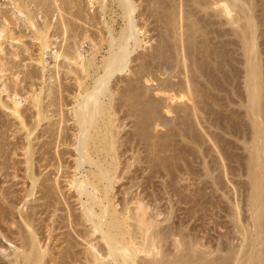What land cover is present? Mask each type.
Segmentation results:
<instances>
[{"label": "rangeland", "instance_id": "obj_1", "mask_svg": "<svg viewBox=\"0 0 264 264\" xmlns=\"http://www.w3.org/2000/svg\"><path fill=\"white\" fill-rule=\"evenodd\" d=\"M62 1L63 2H61V0H58V7L62 6L61 8L60 7L59 8H60V11H62L64 13L58 11V9L56 7L57 5L56 4L53 5V3H54L53 0H52V2H51V0H46L45 2L47 4L44 2V0H41V1L40 0H37V1L34 0V2H36V5H33V7H32L33 11H34L33 18H34V23H35L36 27L38 29H41V30L47 24L51 25V27H52V29L50 30V35L52 37L51 41L55 45H53L50 50L45 52V55L43 57V60H44V63H45V65H44L45 68H43V66H40V64L37 61L40 58V56H41L40 55L41 54L40 42L37 39L38 33L35 31L34 28H32L30 26L28 27L27 24H24L25 23L24 21L17 20L15 18H13L12 15L11 16L9 15L11 13V10L13 9V6L11 5L12 3H11L10 0H0V8H2L4 13L5 12L8 13L7 11H10L7 14L8 16L6 15V18L10 22V25L8 27V30H9L8 34H11L12 39H15V40H11V39L10 40H5V41L2 42L3 43L4 52L0 55V58H2L1 60L4 63L3 64L4 65L3 66V70H5V71H4L3 74L0 73V76H1L0 77V92H2V94L0 93V97H1V99L4 102H6L9 105H12L14 100L19 101L21 103V105H22V107H21L22 113L26 116V118L30 121V124H31V123H34V119L35 118H33V117H35V114L37 113V111L36 112L34 111L35 108H33L34 107L33 104H32L33 97H34V95L39 94V92H40L42 102L44 103V104H42V107L44 105V109L43 110L44 111H48L49 112L48 115L50 117H53V118H51V120L53 122L45 123V125L43 124L44 127H42V130H41L43 132V134L45 132L44 130L48 129V128L49 129L52 128L53 130L51 129V131H53V132L56 131L57 132L60 128L67 127L69 129V131H68L69 134L72 135L73 133H75V130H76V128L73 127L74 125H73V120H72L73 117H74V114H72L73 113L72 111H73L74 106H76V101H75L74 97H76L78 94H80V92L82 94H85L86 92L90 91L92 89V87L94 86L96 79H98L101 75H103L104 70H102L103 67L101 65H103V60H104L103 58L108 56L107 52L110 49L109 48V43H107L108 42L107 40H110V38H111L110 35H108V34H110L108 31L111 30L112 35L115 38L118 39V37H120V34H121L123 28H125L124 27L125 26V21L122 18V15H121L122 11L119 8L118 4L116 2H114V1L112 2V0H109L108 1L109 3L108 2L104 3L102 0H100V1L97 0V1H95V4H94L95 8L89 5V2H88L89 0H86V1L85 0H83V1L82 0H75V1L73 0L72 4L70 3L71 0H67V1H69L68 3L65 0H62ZM254 1L256 2L255 3V5L257 6L256 9L258 10L256 12H254L255 18H257V19H255L256 20V24L258 25V26L256 25V27H259V28H257V30H255L256 27L254 28V31H256V33H255L256 35L254 36V39H256L255 42L257 41L256 45L257 44L258 45H257V49H256L257 52L255 53V55H253V57L255 56L253 59H255L256 61L253 60V62L254 63L255 62L258 63L259 65L261 64V66H262V65H264V22H263L264 21L263 20L264 19V15H263L264 14V7H263L264 6V0L263 1L262 0H260V1L259 0L258 1L254 0ZM37 2L40 5H38ZM65 2L67 3V5H65ZM134 2L138 6V11H137V14H136L137 24L139 26L142 25L141 28H143V30L145 29L144 31L146 32L145 36H141V39L144 41V43L145 42L146 43L145 44L143 43L142 46L140 48H138L133 53L132 58H131V62L129 64L130 70L127 73H124L122 75H117L112 81V83H114V84L111 83V85H110V89H112L111 92L107 95V97L102 98V100L104 101V104L106 103L105 105H109L108 103L110 102V105L112 104L115 107V104H117V106H116V109L118 107V109L116 110V112H117L116 113L117 114V117H116L117 124L120 123L119 126L120 125L122 126L121 127L120 137H123L125 135L126 139L129 138L130 143L134 142V144L136 146L132 145L133 148L134 147L135 148L138 147L141 150L140 151L137 148L135 151L136 152L138 151L139 153L141 152L142 154L138 153L140 155V157L141 158L142 157H144V158L146 157V159H147V161H146V159L144 160V158L143 159L140 158L143 161V163H144V165L140 163L144 171H142V168H140L141 173L138 172L139 175H136V174H138L137 171H139V166H140V165L136 164V166H138V167L134 166L135 168H133L131 170V173H133V174L136 173V174H134V177H132V179L133 178L134 179L133 180L130 179V178L128 179L129 181L132 180V183H130L131 181L129 182L128 180H125L124 184L126 186H123V187L125 189V188H127L128 186H130V185H132L134 183L137 185V186H134L136 188H134L133 185L131 186V190L133 192H131V196H129V197H132V193H133V196H135L134 194H138L140 191H142V189L146 188L145 190H147V193H146L145 190H144L145 192L143 191V193L150 194V196H147V197L152 199V200H150V199L149 200L152 202L153 211L157 212L159 210V212L163 214V216L161 215V217L159 218V221L163 222L162 227H166V225L168 226V224L170 225V222L172 221L174 225H176V224L178 226L182 225V227H184L185 230H190L192 232H195L193 234L194 235L198 234L197 237L199 239H201L204 236V238H205L204 242L206 241V242L210 243V241H212L211 242L212 243L211 246L214 245V247H217L219 240H220V242H222V236H224L223 237V243L225 242L224 245L227 244L228 242H229L228 244H231L230 242L232 241V238L235 237L234 236V224L232 223L233 221L231 220L232 219L231 215L235 211V204L240 206L239 207V211H240L239 214H240V217L242 216L241 220L251 221L250 220L251 219V214H249V211L247 210L248 209L247 203H248L250 189H251L250 188L251 186L248 183V181H250V179L248 177V173H249V168H248L249 163L248 162H249V157H250L249 154H250V152L248 151L247 147L252 142L253 129L251 128L252 126H251V122H250L249 118L246 119V117H248V113H246L247 112L246 106H248V100H249L248 96L249 95H248V90H246L247 89V79H246L247 78V70L246 69L248 68V64H247L248 60L246 58H248V57H247L246 52L244 50L245 49V44H243V42H242V35H244V34L241 31V29H238L237 27L229 25L225 18L221 19L220 16H217L218 14H216L217 12L215 10L211 9V10H205V12H202V11H204L202 5L205 4V3L207 4V1H205V0L203 2H202V0H175V1L174 0H134ZM193 2H195V3H193ZM208 2L210 3V2H212V0H208ZM259 2H261V3H259ZM196 3L201 5L202 10H201L200 5H197ZM178 4H180L179 6H180V8L182 10L184 9L183 12L185 11V13L182 12L183 14H187L188 15L189 13H191L189 15V17H191V18H189L188 16L187 17L184 16V18H186V20L184 19L185 22H183V23L180 22L182 14L180 15L178 13L181 10V9L178 10V8H179ZM76 5H78V6H76ZM104 5H105V8L103 10L102 7ZM173 5H175L174 7L176 8V11H175V8L173 7ZM63 6H64V8H63ZM40 7H41V9H40ZM35 9H36V11H38L39 9L40 10L38 12H36ZM61 9H63V10H61ZM64 9H65V11H64ZM171 9H174V11L177 13V16L178 15L180 16V17L178 16V18H179V23H180L179 25L181 27H180V29L177 30V33H178V35L176 34L177 37L173 36L174 35V30H170L169 29V27L172 26V25L168 24V22L171 21V18L173 19V17L171 16V14H172ZM239 10L240 9H238V13L237 14L238 15L240 14L239 16L241 17V15H243V14L240 13L242 11L239 12ZM246 10H247V8H246ZM45 12H48L49 14L45 13ZM79 12H80V14H78ZM151 12H152V14H151ZM170 12H171V14H170ZM60 13H61V15H60ZM75 13H77V14H75ZM164 13H166V14L164 15ZM205 14H206V16H205ZM258 15H259V17H258ZM62 16H65V18L64 17L62 18ZM97 16H99V17H97ZM203 17L206 18V19H204ZM236 17H237V15H236ZM240 17H237V18H240ZM243 17H241V18H243ZM178 18H177V22H178ZM188 18L191 19V20L188 21L189 20ZM168 19H170V20H168ZM196 19H197V21H196ZM201 19L202 20L204 19L205 21L204 20L202 21ZM61 21H63V22H61ZM96 21H98V22H96ZM192 21H194V22H192ZM200 21L202 23L204 22V24H202ZM221 21H223L224 23L221 22ZM245 21H246L245 19H244V21L243 20L240 21L241 25L245 26L244 25ZM66 22H67V24H65ZM190 22H191V24L192 23L194 24V23L198 22V24L201 25V26H198L199 28L197 27L198 30L200 29V31H201V28H204L203 25H205L206 28L208 27V25H210L207 29L204 28V30H203L204 32L198 31V33H197L198 34L197 35V37H198L197 45L195 47L188 42L189 36H191V34L193 33V29H192V25L193 24L191 25ZM101 23L103 25H101ZM207 23H208V25H207ZM187 24H188V26H191V28H189L187 26ZM54 26H55V28H54ZM183 26H185L184 27L185 29L182 28ZM232 27H234V29ZM65 28L70 30V32H68V30H67V33H65L66 32ZM165 28H167V29L165 30ZM14 29H16V30H14ZM71 29L73 31H71ZM187 29L188 30L191 29L192 31H190V30L188 31ZM57 30H60V31L57 32ZM185 30L187 31V33L184 32ZM165 31H167V32H165ZM245 31H248V30H245ZM11 32H13V33H11ZM92 32H94V33H92ZM180 32H181L182 35H179ZM234 32H235V34H234ZM236 32L239 33V34H237ZM86 33L90 37V40L92 39V40H94V42L96 41L95 43H97V44H99L101 42V40H102V38L104 36L105 39L103 38V40H106V42L104 41V42H101L99 44L100 48H98L97 52L93 51V44H91L92 41L84 40L85 35H87ZM52 34H53V36H52ZM82 36H84V37H82ZM93 37H95V38L93 39ZM173 37H174V39H173ZM78 38H80V40ZM99 38H100V40H99ZM72 40H74V41H72ZM161 41H162V43H161ZM183 41H184L186 46L184 45V43H182ZM178 42H180V43H178ZM76 43H78V44H76ZM82 43L84 45H81ZM172 43L173 44L175 43L174 45L177 44L178 46L174 47ZM79 44L81 45L80 46V51L87 58L89 56L90 57L93 56V54H96L95 60H94L95 61L94 66H92V68L89 67L87 72H84V75H83V72L80 71V69L76 68V66L68 65V62L65 59H63V57H61V58H59L57 60L55 58V52L64 53L66 51V53L70 54V51H73L74 49L76 50V47H78ZM163 44H164V46H163ZM166 45H167V47H165ZM182 45H183V47H181ZM70 46H72V47L70 48ZM179 46L181 47L182 52H181V49H180ZM176 47L179 50H177ZM67 50H68V52H67ZM179 52H180L181 55L185 54L184 56L188 60H185L186 58L184 56L179 55ZM66 53H64V54H66ZM14 54H15V56H14ZM149 54H151V55L149 56ZM170 54H171V56H170ZM187 54L189 55L190 59H189ZM190 54H191V56H190ZM12 56H14V57H12ZM143 56H144L145 59L143 58ZM177 56L185 58L184 59L185 60V65L183 63H181V64L179 63L180 65H178L177 62H178V58L179 57L177 58ZM256 56H257V58H256ZM149 57H151L153 60L151 58H149ZM193 57L196 58V59H193V60H196L197 63H198V66L202 68V71L200 73L198 72V69L193 67V65H192L193 64L192 63L193 60H191V58H193ZM203 57H204V59H203ZM154 59L155 60L157 59L158 61L157 60L155 61ZM167 59H170V61L167 60ZM151 61H152V63H151ZM174 61H175V63L178 66L177 68H176V64L174 63ZM186 61H189V62L186 63ZM169 62H171V63H169ZM145 63H146L147 66L144 65L145 66V69H144V72H143L144 74L142 72H141V74H139L141 69H142L143 64H145ZM154 63H155V65H154ZM182 64H183V66H182ZM13 65H14V68H12ZM185 66L186 67L188 66L187 70L189 72L186 70ZM69 67H71V68H69ZM225 67H227V68H225ZM245 67H246V69H245ZM263 67L264 66H262L261 70L262 69L264 70ZM11 68H12V70H11ZM64 68L67 69V70H65ZM41 69H43V70H41ZM71 69L72 70L75 69L74 74L69 73V70H71ZM77 70H79V71H77ZM152 70H153V72H152ZM176 70H177V73H175ZM216 70H217L218 74L216 73ZM31 71H34V72H31ZM76 73L79 74L80 76H78ZM192 73H195V75L192 74ZM198 73H199V75H198ZM39 74H40V76H39ZM138 74L140 76H142V77L139 76L140 77L139 80H137V78H136V77H138ZM183 74L184 75L187 74L186 75L187 77L183 76ZM147 75H148L147 79H151V80L154 79L155 81L157 80L156 82L154 81L153 83H151L152 84L151 85L152 88H158V89L163 90V91L165 90V93H169V94L172 92L171 93L172 95H178L179 97L180 96H184L186 94L185 90L184 91L181 90V83H183V80L186 81V79L188 78V80H191L192 84L191 83L190 84L193 85V86L195 85L194 87L196 88V91H195L194 87H193V89L191 88L193 91L188 92L189 96H190V94H192V97H193L194 93H192V92H195L196 93V97L195 96H194L195 98L193 97L195 99V101L197 100V98L200 100L199 102L202 101V103L200 105L201 110H200V112L198 110L197 113H196L198 115L196 116V114H194L195 116L194 115L192 116V113H191V115L188 118H185V120H184L185 116L183 114L180 115L178 113L177 114L173 113L171 115V117H165V115H164V117H165L164 119L161 116L159 117V115H158L157 119L159 121H162V122L159 123L161 126L158 127L157 130L154 129V124H153L154 122H151L152 120L149 119V121H150L149 123L153 124V126H151V124L148 126V123L146 124V126L148 127V129L151 126L150 129L153 128L154 130L146 129L145 131L147 132V134L150 133V135L152 136V139L154 138V135L157 137V139L155 137V139H154L155 141L151 139L152 142H151V140H149V138L151 137L149 134H148L149 136L146 137L147 139L144 142H142L141 137H139L140 141L136 140V138H137L136 136L137 135L140 136V133L142 132L141 131L142 129H140L141 128L140 127L141 120L146 121V119L150 116L149 113L144 114L145 112H148L147 109H145V106L143 104L138 106L136 109H134V107L132 105L131 108L133 107V109H129L130 105L132 103L137 102V99H135L136 101H133L132 103H130L132 99L129 100L130 101L129 103L127 102L129 97H131V98L133 97L134 98L135 96H133V95H136V91L135 92H131V90L129 91V89H131L132 85L136 82V80H137L136 83H139V84H137V86L139 85L138 89L140 88L137 92H141V91H143L145 89L146 85H144V83H145V79H146ZM149 75H151V76H149ZM263 75H264V71H263ZM78 78L82 81V85L81 86H79V84L77 83V79ZM82 78L84 80H82ZM171 79L172 80L174 79L175 81L174 80L171 81ZM230 79H232V80H230ZM131 80L134 83L131 84V82H132ZM140 80H142V81L140 82ZM178 80H179V82H178ZM194 82H195V84H194ZM165 83H167V84H165ZM83 84H84V86H83ZM170 84H172V85H170ZM178 84H180V85H178ZM129 85L131 87H129ZM6 87L8 88V91L7 92H3V90ZM67 87H69L68 90H67ZM122 87L125 90H123ZM142 87H143V90H142ZM172 88L175 89V90H173ZM200 89L202 91V94H201ZM180 90L183 91L184 93L182 94ZM198 90L200 91L199 93H198ZM62 91H64V92H62ZM246 91H247V93H246ZM16 93H17V95H16ZM75 93H76V95H75ZM111 93L113 95H111ZM173 93H175V94H173ZM197 93H198V95H197ZM114 94H116V95H114ZM118 95H119V97H118ZM112 96L113 97L115 96L116 98L115 97L113 98ZM62 97H64V98L62 99ZM125 97H126V99H125ZM115 99H116V101H115ZM162 99H164V98H162ZM183 100H187V99L184 98ZM51 101L54 102V103H52ZM60 101H62V102H60ZM64 101H66V102H64ZM243 101H244V103H243ZM45 102H46V104H45ZM49 102H51V103H49ZM196 102H198V101H196ZM203 102H205L206 104L203 103ZM61 105H62V107H61ZM142 105L144 107H142ZM243 105L246 108V111H245V108L243 107ZM204 106H205V108H204ZM127 109H128V111H127ZM206 109H208V110H206ZM137 110H140L142 114L139 113V111L137 113ZM214 112H215V114H214ZM245 113H246V115H245ZM63 116H64V118L62 119ZM12 117L13 116L10 115V112L8 110L3 109L0 106V141H1L0 143L4 144L5 146L7 144V146H6L7 150H6V147L4 145L0 144V146L2 145L3 149L8 151V153H7L8 156H5V158L0 153V163L1 164L2 163L9 164V165L11 164V166H13L12 164L15 163L14 164L15 166H17L18 168L23 170L24 164H22V162L24 161L25 157L23 156L24 153L21 152L22 151L21 147L24 144H27L26 143L27 141L25 140L26 139V136H25V134H26L25 131L26 130L25 131L23 130V132H22L21 127L20 126L18 127L19 122L15 118H12ZM168 118H170V119H168ZM190 118H191V120H190ZM65 120H67V121L69 120V122H67ZM166 120H168V121L170 120V121L168 122ZM29 121H28V123H29ZM63 121L67 122V123L65 124V123H63ZM143 121H142V125L143 124L145 125V123L148 121V119H147V121L145 123H143ZM60 122H61V124H60ZM230 122H232V123H230ZM2 124H4V126H2ZM66 125H68L69 127L66 126ZM58 127H59V129H58ZM249 128H251V129H249ZM179 129H181V131ZM250 130H251V132H250ZM190 131L191 132L193 131V132L191 133ZM78 132L79 131L77 130L76 134H78ZM193 133H194V135H193ZM189 134H191V135H189ZM239 135H240V138H239ZM1 136L3 137V139L1 138ZM163 136L164 137L166 136L165 139L166 138L167 139L165 140ZM183 136L185 137L186 140L183 138ZM159 137H161V138L159 139ZM162 137H163V140H162L161 143L160 142L159 143H160L161 147L163 145V147H165V148H163V147L162 148H158L157 146H156L157 148L155 147L156 149L152 148L154 143H156V142L158 143V141H156V140H158V139L161 140ZM3 140H4V142L6 144L3 142ZM44 140L47 143L52 141V139H49V138L48 139L45 138ZM131 140H133V141H131ZM148 140L151 143L147 142ZM188 140H190V142ZM200 140H201V142H200ZM165 141H169L170 143L169 142L165 143ZM139 142H140V144H139ZM34 143L36 144L37 142H34ZM147 143L150 144L149 146H151L152 144L153 145L151 147H149ZM159 143L157 145H159ZM162 143H164L165 145L162 144ZM11 146H13V148ZM40 146L41 145H38V147L36 149H39ZM49 146L50 145H48V148H49ZM51 146H53V147H51ZM51 146H50L51 150L49 149L50 150L49 152L51 153L50 154L51 156L54 155V157H55L56 156V153H55L56 151L63 150V147H60V149L58 147L56 148L55 143L51 144ZM1 147H0V149H1ZM130 147L131 146L128 145V148H130ZM166 147L168 148V150L170 149L171 152H168ZM183 147H184V149H183ZM10 148H11V150H10ZM46 148H47V146H46ZM14 149L17 150L15 152L16 155H14L12 153V152H14ZM152 149H155V150H152ZM162 149H164V151ZM165 149H166V151H165ZM244 149H245V151H244ZM151 150L154 151V152H152ZM155 151H156V153H155ZM160 151H162V152L161 153H157V152H160ZM131 152L132 151H130L129 156H132L133 152L132 153ZM154 153L159 155V156H160V154L162 155V153H165L166 155L164 156V158H165L166 161L163 159L165 162L162 161L161 162L162 165H161L160 164V161H161L160 159L163 156L162 157L160 156L161 157L160 158L157 155H153V158H152L151 155L154 154ZM147 154H149V155H147ZM148 157L151 158L150 161L148 160L149 159ZM221 157H222V159H221ZM154 158L156 159V161H155ZM158 158H159L160 161L158 160ZM166 158H168V161H167ZM169 158H170V161H169ZM223 158H224V160H223ZM152 159H154V160H152ZM18 160H20V162ZM11 161H13V162H11ZM151 161L152 162L155 161L153 163L157 164L156 166H158V170H156L157 169L156 166L155 167L151 166V164L153 165V163ZM202 161H203V163H202ZM17 162H18V164H17ZM55 162H56V160H54L52 163L55 164ZM166 162H168V163H166ZM146 163H149V164L145 165ZM159 165L162 166V167H160ZM149 166H151V169L149 168ZM13 167L8 170L9 174H6L7 177H4V176L0 177L2 183H5V184L1 183L0 184L1 185L0 188H3L4 192H10L11 193V194H9V197L13 198V202L11 203V206L8 208V210L10 212L13 211L12 213L14 214V216H16V218H14L13 215L12 216L10 215V217H8L6 219V221H4L5 223L4 222L1 223V226H2V230L4 232V235L7 236L8 238L11 237L9 240H11V239H12V241L16 240L14 242H15L16 246L18 247V246H20L19 244H21V242L19 240L20 237H18V235H20V232H19L20 230L17 227H15L16 225L13 227L12 224L14 222L20 221V219H18L19 215L17 213V209H20L22 207V203H20V201L17 199L16 196L20 197L21 195H23L24 194V189H26L27 185L30 186V183H28V184H27V182L24 183L25 181H23L21 179V176H22L23 172L19 173L21 176L18 179L17 178L13 179V177H14V176H12V175H14ZM188 167H189L190 170L188 169ZM136 168H137V170H136ZM147 168H149V169H147ZM223 168H224V170H223ZM225 168H226V170H225ZM48 170L51 171V172L48 173V178L50 180L45 182V183L52 186V184H54L56 170L53 169V168L52 169L49 168ZM154 170H155V172H153ZM242 170H244V171H242ZM151 171L154 174H151L150 173ZM169 171H171V172H169ZM181 171H183V172H181ZM147 172H148V174H151V175H149L150 176L149 180H148L149 176L147 175ZM142 173H144V175ZM133 174L131 176H133ZM205 174H206V176H205ZM135 175L137 177L140 176L139 177L140 180L137 179V178H136L137 179L136 180L135 179ZM170 175H171V177H170ZM210 175H211V177H210ZM141 176H142V178H141ZM146 176H148V177H146ZM151 176H152V178H151ZM163 177H164V179H163ZM205 177H206V179H205ZM61 178L59 180H60L62 186H64L65 185L64 178H62V179ZM144 178L146 179V181H145ZM160 178H162V179H160ZM202 178H204V179H202ZM3 179H5L4 182H3ZM172 179L173 180L176 179V180L173 181ZM134 180H136V182L133 183ZM138 180H139V182L143 181L142 183H144V185L143 184L140 185ZM180 180H181V182H180ZM148 181L149 182L151 181V182L148 183ZM167 182H168V184H167ZM169 182L172 184L171 186L169 185ZM128 183H130V184H128ZM173 183L174 184L176 183L175 185H176L177 190H178V192L176 190V193H174L175 189H174V192H173V188H175V186L173 187V185H174ZM145 184H146V186H145ZM147 184H148V186H147ZM119 185H121V184H119ZM119 185H117V187H118L117 189H120ZM139 185L141 187L142 186L143 187L145 186V187L140 189ZM167 186L169 188L170 187L171 188L169 189ZM206 187H207V189H206ZM245 188H247V189H245ZM29 189H30V187H29ZM117 189L115 190V192L117 191ZM64 190H63V192L66 193L65 194L66 196L65 195L64 196L67 199L71 197L70 198V203L72 205L70 203L69 204L71 206V209H73V211L71 212V209H70V211H67L69 209L66 208L67 205H65L64 203H63V205H65V206L62 207V202H64L63 200L65 199V197H63L62 194H60V193H59L60 195L56 194L55 197L59 196L58 197L59 198L58 201H60V200L62 201V202L60 201L61 204L58 206L60 208V210L58 212V216L59 215L61 216V218H59V221L60 222L62 221L60 219H64V220L66 219V220H65V222L63 220L62 221L63 224H60V225L64 226L65 228H62L61 226H58L59 229L61 227V229H60L61 232L59 231V229H57V231L55 233H56V236H58V237L55 236V233H54V236H55V238H58V239H60V237H61V241L63 240L66 243L63 244V241L62 242L61 241H59V242L57 241L58 244H54V242H51V243H53V245H51L53 247V251L56 253V254L53 255L55 257L54 259L57 260L58 257H59V259L57 260L58 263H56L54 260H52V257H51L50 260H52V261H50V262H52L53 264H55V263L56 264H83L84 260H82V258L84 257V252H85L86 246L84 245L85 242L82 243L81 242L82 240L80 239V237H78V233H79L78 231H80L81 227L78 226V229H77L76 228L77 226H76L75 228L77 230H75V228H73L74 230H71L72 227L70 228V226L72 225L71 224L72 218L70 217V215H73V214H74V216H76L77 214L79 215V213H80L79 212L80 211V205L75 201L74 198H72L71 195H69L68 192H66V189H64ZM135 190L138 191V192H136ZM204 190H205V192H204ZM122 191H123V189H122ZM122 191L120 190L121 193H119V191H118V196L117 197L119 198V200L124 197V195L122 194ZM166 191L167 192L169 191V192L166 193ZM172 192L174 194H176V195L174 196V194ZM56 193H58V192H56ZM164 195H166V196H164ZM168 196H170V197H168ZM245 199H246V201H245ZM156 201H158V203ZM1 203H3V204H1ZM1 203H0L1 206L4 205V206L8 207V205L7 204L5 205V203L3 201H1ZM28 203L29 204H27V205H29L28 207H30V208L33 205L36 204V203H34V200H31ZM156 205H157V207H156ZM242 207H243V209H242ZM68 208H69V206H68ZM67 212H70L72 214H70V213L67 214ZM49 213H46L47 214L46 216L44 214L43 215L44 218L42 217V219L50 221ZM188 215H189V217H188ZM229 215H230L231 218L229 217ZM62 216H64L65 218H63ZM67 217L69 219L70 218L71 219L67 220ZM73 218H75V217H73ZM163 218H165V219H163ZM168 218L169 219L171 218L172 220L170 219V222H169ZM185 218H187V219H185ZM166 219H167L168 222L167 221H163V220H166ZM229 219L231 220V222H230ZM172 222H171V224H172ZM46 223L48 224V222H46ZM42 224H45V223H42ZM67 225H69V226L66 227ZM72 226H75V225H72ZM10 230H11V232H10ZM203 230H204V232H202ZM67 231H68V235H69V232H70V235L73 234L72 235L73 237L71 236L72 237L71 238L72 241L70 240V238H68ZM75 231H77V232H75ZM187 232H189V231H187ZM192 232H190V233H192ZM47 234L48 233L46 232V235ZM70 235H69V237H70ZM219 236L221 237V239H220ZM230 237H231V240H230ZM65 238H66V241L64 240ZM67 238L69 239V241H68ZM67 241L69 243H67ZM0 242H1L0 244L3 246L4 249L5 248L8 249L7 254H13L14 251L9 249V247H10L9 244L6 243V240L2 236H0ZM234 242H235V240H234ZM236 243H238L237 240H236L235 244ZM67 244H69V247H67L68 246ZM70 245L73 246V249H71V250H70V247H71ZM167 246L170 248L168 243L166 245V249L168 248ZM225 246H227V245H225ZM83 248H84V250H83ZM66 249L68 250L69 254L71 253V251L74 252V254H72V255H75L76 253H78V254H76L75 256H72L73 258L70 257L71 255L68 257V253L66 254V252H67ZM56 251H58L59 254ZM75 251H77V252L75 253ZM65 254L67 256H64ZM78 256H79V258H77ZM60 257H61V259H60ZM142 257L143 256H141V258ZM64 258H65L66 261L64 260ZM69 258H71V259H69ZM48 260H49V258H48ZM59 260H60V262H59ZM70 260H72V261H70ZM7 262L8 261L6 260V258H4V257H2V255H0V264H8ZM50 262H49V264H52Z\"/></svg>", "mask_w": 264, "mask_h": 264}, {"label": "bare ground", "instance_id": "obj_2", "mask_svg": "<svg viewBox=\"0 0 264 264\" xmlns=\"http://www.w3.org/2000/svg\"><path fill=\"white\" fill-rule=\"evenodd\" d=\"M10 1L12 3L11 5L13 6V9L11 10V13L9 15L10 16L12 15L13 18H15L17 20L24 21L25 22L24 24H27L28 27L30 26V27L34 28L35 31L38 33V35L37 34L36 35H37L38 41L40 42V51H41V54L40 55L41 56H40V58L37 61L40 64V66H43V68H45L44 67L45 63H44V60H43V57L45 55V52L48 51V50H50L51 47L53 45H55L51 41V39H52V37L50 35V30L52 29L51 25H49V24L45 25V27L42 28V30L41 29H38L36 27V25L34 23V18H33L34 11H33V8H32L33 5H36V2H34V0H10ZM45 1L46 0H44V2ZM53 1H54L53 5L56 4L57 6L56 5L55 6L57 7L58 11L59 12H62V11H60V8L62 6L61 7L59 6L60 8L58 7V0H53ZM65 1L67 3L69 2L67 0H65ZM72 1L73 0L70 1L71 4H72ZM95 1H97V0H89L88 1L89 2V5L92 6V7H94ZM102 1L104 3H107L109 0H102ZM113 1L118 4L119 8L122 11L121 15H122L123 20L125 21V26H124L125 28H123V30H122V32L120 34V37H118V39L115 38L112 35L111 30L108 31L110 33L108 35H110V37H111L110 40H107L108 41L107 43H109V48L110 49L107 52L108 53V56L105 57V58H103L104 59L103 60V65H101L103 67L102 70H104L103 75H101V76L99 75L100 77L98 79H96L95 84H94V86L92 87V89L90 91L87 90L88 92H86V93L84 92L85 94H82L80 92V94H78L76 97H74V99L76 101V106H74L73 111H72L73 112L72 114H74V117H73L72 120H73V125H74L73 127L76 128L75 133H73L71 135V134H69V132H68L69 129L67 127H62L61 126L62 128L59 129V127H58L59 130L57 132L56 131L53 132V131H51L52 128L51 129L48 128V129H45L44 130L45 132L43 134V132L41 131L42 130V127H44L43 124L45 125V123L53 122L51 120V118H53V117H50L48 115V113H49L48 111H44L43 110L44 109V105L42 107V104H44V103L42 102L40 92H39V94H36L33 97L32 104L34 106L33 108H35L34 111L35 112L37 111V113L35 114V117H33V118H35L34 119V123H31V124H30V121L26 118V116L22 113V111H21L22 105H21V103L19 101L14 100L13 103H12V105H9L6 102H4L1 99V97H0V106L3 109L8 110L10 112V115L13 116L12 118H15L19 122L18 127L19 126L21 127L22 132H23V130L24 131L26 130L25 131L26 132V134H25L26 139L25 140L27 141L26 142L27 144H24L21 147V150H22L21 152L24 153L23 156L25 157L24 158V161L22 162V164H24L23 170L20 169V168H18L17 166H15L14 165L15 163L12 164L14 167L11 166V164L9 165V164H4V163L1 164L0 163V177L1 176L7 177L6 174H9V171L8 170L13 167V170H14V172H13L14 175H12V176H14L13 179L14 178H17L18 179L21 176L19 173L20 172H23L22 173V176H21V179L23 181H25L24 183H26V182H27V184L30 183V186L27 185L26 189H24V194L23 195H21L20 197H18V196L15 195L17 197V199L20 201V203H22V207L20 209H17V213L19 215V218L18 217L17 218L20 219V221L14 222L12 224L13 227L16 225L15 227H17L20 230L19 232H20V235L21 236L18 235V237H20L19 240H20L21 244H19L20 246H18V247L16 246V244L14 242L16 240H14V241H12V239L9 240L11 237L8 238L7 236H5L4 235V232L2 230L1 223H3L4 221H6V219L8 217H10V215L11 216L13 215L14 218H16V216H14V214L12 213L13 211L10 212L8 210V208L11 206V203L13 202V198L9 197V194H11V193L10 192H4L3 191L4 189L3 188H0V203H1V201H3L5 203V205L6 204L8 205V207H6L4 205H3L4 206L3 207V206L0 205V236H2L6 240V243L9 244V246H10L9 249H11V250L14 251V252L12 251L13 254H7L8 249L7 248L4 249L3 246L0 244V255H2V257L6 258V260L8 261L7 262L8 264H49V262L52 261V260H54L56 263H58L57 260L59 259V257L57 256L58 257L57 260L54 259L55 257L53 255L56 254V253L53 251V247L51 246V245H53V243H51V242H54V244H58V242L61 241V237H60V239L55 238V236H56V233L55 232L57 231V229H59L58 226H61L62 228H65V227L62 226V225H60V224H63L62 221L64 219H60V220H62L60 222L59 221V218H61V216L60 215L58 216V212L60 210V208L58 206L61 204L60 203L61 200L58 201V199H59L58 197L59 196L58 197H55V196H56V194H58V195L62 194V196L65 197L66 196L65 195L66 193L63 192V190L66 189V192H68L69 195H71L72 198H74L75 201L80 205V211H79L80 213L78 212L79 215L78 214H77L78 216L77 215L74 216V214L73 215H70V217L72 218L71 224L72 225H75V226H72L71 225L70 228L72 227L71 230H74L73 228H75L76 226H77L76 227L77 229H78V226L81 227L80 228V231H78L79 232L78 233V237H80V239L82 240L81 241L82 243L85 242L84 245L86 246V248L84 247L85 248V252H84V257L82 258V260H84L83 264H264V75H263V71L264 70L263 69H262L263 71L261 70L262 66H264V65L261 66V64L259 65L258 63H256V62L254 63L253 62V60H255V59H253L255 57V56L253 57V55H255V53L257 52L256 49H257V45H258V44L256 45V42H257V41L255 42L256 39H254V36L256 35L255 34L256 31H254V28L257 25L256 24V20H255L257 18H255L254 12L258 11L256 9L257 6L255 5L256 2L254 0H212V2L209 3L208 0H205V1H207V4L205 3V4H203L204 6L202 5V7L204 9V11H202V12H205V10H211V9L212 10H215L217 12L216 14H218L217 16H220L221 19L222 18H225L227 20V23L229 25L234 26V27H237L238 29H241V31L244 34V35H242V34L241 35H242V42H243V44H245V49L244 50H245L246 55L248 57V58H246L248 60L247 61L248 68L246 69V67H245V69L247 70V78H246L247 79V89L246 90H248V95H249L248 96V98H249V100H248V106H246V108H247V112L246 113H248V117H246V119L249 118V120L251 122V126H252L251 128L253 129V132H252L253 133L252 142H251V144H249L248 147L246 146L248 148V151L250 152V154H249L250 157H249V162H248L249 163V166H248V168H249L248 177H249L250 181H248V183L251 186L250 187L251 189H250L249 199H248V203H247V206H248V209L247 210L249 211V214H251V219H250L251 221L241 220V217L242 216L240 217V214H239L240 213V211H239V207L240 206L237 205V204H235V211L231 215V217H232L231 220L233 221L232 223L234 224V236L235 237L232 238V241L230 242L231 244H228L229 243L228 242L227 244H225L227 246H225L224 245L225 242L223 243V237L224 236H222V242H220V240H219L220 243L217 241L218 242V246L217 247H214V245L211 246V244H212L211 242L212 241H210V243H208L206 241L204 242V239H205L204 236L203 237L201 236L202 238L200 237L201 239H199L197 237L198 234L194 235L193 233H195V232H192L190 230H185V228L182 227V225L181 226H178L176 224L177 225L176 226V225L173 224L172 221H171L172 222V224H171V222H170V219L171 218L170 219L168 218V221L170 222V225L168 224V226L166 225V227H162L163 222L162 221L160 222L159 221V218L161 217V215L163 216V214L160 213L159 210L157 212L156 211H153L152 202L150 201L152 199H150V198L147 197V196H150V194L143 193V191L146 189V188H144L146 186V184H145L144 187L143 186L141 187L140 185H142V184L144 185V183H142L144 180L142 179L143 181L142 182H139V180H140L139 177L140 176L139 177L136 176V175H139L138 172L141 173V171H140V168H142L141 164L144 165V163H143V161L141 159H143L144 157L141 158L140 155H139L141 152L139 153L138 151L137 152L135 151L138 147H136V148L134 147L135 149L133 148V146H136L134 144V142H131L130 143L129 138L126 139L125 138L126 137L125 135L123 137H120L121 127L122 126L121 125L119 126L120 123L117 124V119H116V117H117L116 110L118 109V107L116 109L117 104H115V107L112 104L110 105V102L108 103L109 105H105L106 103L104 104V101L102 100V98L107 97V95L111 92L112 89H110V85H111L113 79L117 75H122L124 73H127L130 70L129 64L131 62L132 55H133V53L138 48H140L142 46V44L144 43V41L141 39V36H145V34H146V32L144 31L145 29L143 30V28H141L142 25L139 26L137 24L136 14H137V11H138V6L134 2V0H112V2ZM203 1L204 0H202V2ZM256 1H258V0H256ZM51 2H52V0H51ZM61 2H63V1L61 0ZM66 2H65V5H67ZM193 3H195V2H193ZM259 3H261V2H259ZM196 4L197 5H200L198 3H196ZM38 5H40V4L38 3ZM179 5L180 4H178V6ZM64 6H63V8H64ZM76 6H78V5H76ZM174 6L175 5H173V7ZM200 7H201V5H200ZM202 7H201V10H202ZM104 8H105V5L102 7V9L104 10ZM246 8H247V10H246ZM40 9H41V7H40ZM179 9H181L180 6H179L178 10ZM238 9H240L239 12L242 11V12H240V13L243 14V15H241V17L244 16L243 18L246 20L245 23H244L245 26L241 25V22L240 21H242V20L244 21V19L239 16L240 14L239 15L237 14L238 13ZM61 10H63V9H61ZM183 10L181 9L178 12L180 15L182 14L181 15V21H180L182 23L185 22L184 19L186 20V18H184V16H186V17L188 16L189 17V15L191 14V13H189L188 15L187 14H183V13H185V11L183 12ZM35 11H36V9H35ZM38 11H36V12H38ZM64 11H65V9H64ZM175 11H176V8H175ZM175 11H174V9H171L172 14H171V12H170V14L173 17V19L171 18V21L168 22V24L172 25V26L169 27V29L170 30H174V35L173 36L177 37L176 36V34L178 35L177 30L180 29L181 26L179 25L180 24L179 23V18H178L179 15L177 16V13ZM7 12L9 13L10 11H7ZM5 13L2 10V8H0V55L4 52L3 43L2 42L5 41V40H10V39L11 40H15V39H12L11 34H8V32H9L8 27L10 25V22L6 18V15L8 13H6V14ZM45 13H48V12H45ZM62 13H64V12H62ZM75 14H77V13H75ZM78 14H80V12ZM151 14H152V12H151ZM165 14L166 13H164V15ZM60 15H61V13H60ZM236 15H237V17H240V18H237ZM205 16H206V14H205ZM63 17L65 18V16H62V18ZM97 17H99V16H97ZM258 17H259V15H258ZM177 18H178V22H177ZM189 18H191V17H189ZM204 19H206V18H204ZM168 20H170V19H168ZM190 20L191 19H189L188 21H190ZM196 21H197V19H196ZM61 22H63V21H61ZM96 22H98V21H96ZM192 22H194V21H192ZM221 22H223V21H221ZM65 24H67V22ZM190 24H191V22H190ZM197 24H198V22H196V23H194L192 25L193 33L191 34V36H189V39H188V42L190 44H192L194 47L197 45V39H198V37H197L198 34L197 33H198V31H200V29L198 30V28H199L198 26H201V25H199V24L197 25ZM202 24H204V22ZM101 25H103V24L101 23ZM207 25H208V23H207ZM187 26H188V24H187ZM209 26L210 25H208V27ZM184 27L185 26H183L182 28H184ZM188 27L191 28V26H188ZM203 27L206 28L205 25H203ZM234 27H232V28L234 29ZM54 28H55V26H54ZM204 28H201V31L202 32H204L203 31ZM257 28H259V27H256L255 30H257ZM166 29L167 28H165V30ZM14 30H16V29H14ZM67 30L68 29H66V32L65 33H67ZM189 30L192 31L191 29H189ZM245 30H248V31H245ZM58 31H60V30H57V32ZM71 31H73V30L71 29ZM68 32H70V30H68ZM165 32H167V31H165ZM184 32L187 33L186 30ZM11 33H13V32H11ZM92 33H94V32H92ZM234 34H235V32H234ZM237 34H239V33H237ZM179 35H182L181 32H180ZM52 36H53V34H52ZM82 37H84V36H82ZM94 38L95 37H93V39ZM103 38H104V36H103ZM103 38H102V40H103ZM78 39L80 40V38H78ZM173 39H174V37H173ZM84 40H90V37L88 36V34L85 35ZM99 40H100V38H99ZM102 40H101V42H104V41L106 42V40H103V41ZM72 41H74V40H72ZM90 41H92L91 44H93V51L94 52H97L98 51V48H100L99 47V44L101 42L99 44H97V43H95L96 41L94 42V40H92V39ZM180 42H178V43H180ZM161 43H162V41H161ZM182 43H184V41ZM76 44H78V43H76ZM174 44H173L174 47L175 46H178L177 44L176 45H174ZM81 45H84V44L82 43ZM81 45L79 44L78 47H76V50L73 48L75 51L74 50L73 51H70V54L69 53H66V51L64 52L66 54L59 53V52H55V58L57 60V59L63 57V59H65L68 62V65H74V66H76V68L80 69V71H82L83 72V75H84V72H87V70L89 69V67L92 68V66H94V64H95V61L94 60H95L96 54H93V56H91V57L89 56L87 58L80 51V46ZM184 45H185V43H184ZM163 46H164V44H163ZM71 47L72 46H70V48ZM165 47H167V45ZM181 47H183V45ZM181 47H180V49H181ZM177 50H179V49L177 48ZM67 52H68V50H67ZM181 52H182V49H181ZM150 55L151 54H149V56ZM179 55H181L180 52H179ZM184 55H181V56H184ZM14 56H15V54H14ZM14 56H12V57H14ZM170 56H171V54H170ZM190 56H191V54H190ZM178 57L179 56H177V58ZM188 57H189V55H188ZM143 58H144V56H143ZM149 58H151V57H149ZM179 58H178V62L176 61L178 63V65H180L181 63H183L185 65V60H188V59L186 57H185L186 59L185 58H182V57H179ZM256 58H257V56H256ZM1 59L2 58H0V73L3 74L5 70H3V66H4L3 64L4 63L2 62ZM189 59H190V57H189ZM193 59H196V58H194V57L191 58V60H193ZM203 59H204V57H203ZM167 60L170 61V59H167ZM187 62H189V61H186V63ZM151 63H152V61H151ZM169 63H171V62H169ZM174 63H175V61H174ZM192 63H193L192 64L193 67L197 68L198 69V72L200 73L202 71V68L198 66L197 61L196 60H193ZM183 64H182V66H183ZM144 65H146V63L143 64V66L141 65L142 66V69H141V71L139 70L140 71V73L138 72L139 74H141V72L142 73L144 72V69H145V66ZM154 65H155V63H154ZM177 67L178 66L176 64V68ZM187 67H186V70H187ZM12 68H14V65H13ZM12 68H11V70H12ZM69 68H71V67H69ZM225 68H227V67H225ZM41 70H43V69H41ZM65 70H67V69H65ZM153 70H152V72H153ZM77 71H79V70H77ZM31 72H34V71H31ZM74 72H75V69L74 70H72V69L69 70V73L74 74ZM175 73H177V70H176ZM195 73H192V74L195 75ZM199 73H198V75H199ZM216 73L218 74L217 70H216ZM139 74H138V77L140 76ZM77 75L80 76L79 74H77ZM186 75L183 74V76H186ZM39 76H40V74H39ZM149 76H151V75H149ZM138 77H136L137 80H139L140 77H142V76H140L139 78ZM147 77H148V75L146 76L145 83H144V85H146V87H145L144 90H143V87H142V90L143 91L140 90L141 92H137L140 89V88L138 89V86L139 85L137 86V84H139V83H136L137 80L135 82L136 84L132 81L133 79L131 80L132 82L130 81L131 84L134 83L135 85L133 84L132 87L129 85V87H131V89H129V91L130 90H131V92H135L136 91V95H133V96H135L134 98L133 97L132 98L129 97V99L127 98L128 99L127 100L128 103L130 102L129 101L130 99H132L130 103H132L133 101H136L135 99H137V102L132 103L130 105V108L129 109H133V107H134V109H136L138 106H140L141 104H143L145 106V109H147V111H148V112H145V113L143 112V113L144 114L149 113V115H150V116L148 115L150 118L149 117L148 118L146 117L148 119V121L146 119L147 122L141 120V123H140L141 125H142V121H143V123L146 122L145 125L143 124L144 126L143 125L142 126L140 125L141 128L138 126L140 129H142L141 130L142 132L140 133V136L139 135L136 136L138 138V139L136 138V140L140 141L139 137H141L142 142H144L147 139L146 137L150 135V133H148L149 134L148 135L147 132L145 131L146 129H148V127L146 126V124L148 123V126L151 124V123H149L150 122L149 119L152 120L151 122H154L153 123L154 124V129L157 130V128L161 126L159 123L162 122V121H159L157 119V116L158 115H159V117L161 116L164 119L165 117H171V115L173 113L174 114H177L178 113L180 115L183 114L185 116V117L183 116L184 117V120H185V118H188L191 115V113H192V116H193L194 114L197 113L198 110L200 112V110H201L200 105L202 103V101L199 102L200 100L198 98L196 100L198 102L195 101V99H194L196 97V93L195 92H192V93H194V95H193V97L195 96L194 98L192 97V94H190V96H189L188 92L193 91L192 89H193V87L195 85L194 86L191 85L192 84L191 83V80H188V78L186 79V81L183 80V83H181V90H183V91L185 90L186 91V94L184 96H180L179 97L178 95H172L171 94L172 92L169 94V93H165V90L163 91V90H160L158 88H152L151 87V85H152L151 83H153L155 80L152 79L153 80L152 81L151 79H147ZM82 80H84V79L82 78ZM173 80L171 79V81H173ZM179 80H178V82H179ZM230 80H232V79H230ZM141 81L142 80H140V82ZM77 83L79 84V86L82 85V81L79 78L77 79ZM112 84H114V83H112ZM165 84H167V83H165ZM194 84H195V82H194ZM170 85H172V84H170ZM178 85H180V84H178ZM83 86H84V84H83ZM68 88L69 87H67V90H68ZM122 89H123V87H122ZM194 89L196 91V88L195 87H194ZM123 90H125V89H123ZM173 90H175V89H173ZM7 91H8V88L6 87L3 90V92H7ZM183 91H181L182 94L184 93ZM200 91H201V89H200ZM200 91L198 90V93ZM62 92H64V91H62ZM0 93L2 94V92H0ZM112 93H111V95H113ZM198 93H197V95H198ZM246 93H247V91H246ZM173 94H175V93H173ZM201 94H202V91H201ZM16 95H17V93H16ZM75 95H76V93H75ZM114 95H116V94H114ZM118 97H119V95H118ZM63 98L64 97H62V99ZM162 98H164V99H162ZM184 98L187 99V100H183ZM125 99H126V97H125ZM66 101H64V102H66ZM115 101H116V99H115ZM51 102H49V103H51ZM60 102H62V101H60ZM52 103H54V102H52ZM203 103H205V102H203ZM243 103H244V101H243ZM45 104H46V102H45ZM132 105H133V107L131 108ZM143 105H142V107H144ZM61 107H62V105H61ZM243 107H244V105H243ZM204 108H205V106H204ZM246 108H245V111H246ZM206 110H208V109H206ZM127 111H128V109H127ZM138 111H139V113H141L140 110H137V113H138ZM246 113H245V115H246ZM214 114H215V112H214ZM164 115H165V117H164ZM197 115L198 114H196V116ZM63 118H64V116L62 117V119ZM168 119H170V118H168ZM27 120L29 121V123H28ZM190 120H191V118H190ZM65 121H67V120H65ZM166 121H168V120H166ZM67 122H69V120ZM67 122H64L63 121V123H65V124ZM230 123H232V122H230ZM60 124H61V122H60ZM153 124H151V126H153ZM2 126H4V124H2ZM66 126H68V125H66ZM150 127H149V129H150ZM251 128H249V129H251ZM154 129L152 128L150 130H154ZM77 130L79 131L78 134H76L77 133ZM179 130L181 131V129H179ZM250 132H251V130H250ZM194 133H193V135H194ZM189 135H191V134H189ZM47 137L49 139H52V141L50 140L51 142H48L47 143L44 140L45 138L48 139ZM155 137L156 136L154 135V138L152 139V136H151L149 138V140H151V139L154 140ZM163 137H162L161 140H159L161 138V137H159V139L156 140V141H158V143L159 142L161 143L162 140H163ZM165 137H164V139H165ZM1 138L3 139L2 136H1ZM183 138L185 139L184 136H183ZM239 138H240V135H239ZM156 139H157V137H156ZM149 140L147 142H149ZM152 140H151V142H152ZM131 141H133V140H131ZM188 141L190 142V140H188ZM3 142H4V140H3ZM34 142H37V143L35 144ZM151 142H149V143H151ZM167 142H169V141H165V143H167ZM200 142H201V140H200ZM54 143L56 145V148L58 147L60 149V147H63V150H58V151L55 152L56 153V156L55 157H54V155L51 156L50 155L51 153L49 152L51 150L50 148L54 146V145L51 146V144H54ZM158 143L156 142V143H154V145L152 144L153 145L152 148H155L156 146L158 148H162L163 147V145H162V147L160 146V143H159V145H157ZM0 144H2V143H0ZM47 144L50 145L51 147L49 146V148H48V145ZM139 144H140V142H139ZM162 144H164V143H162ZM2 145H4V144H2ZM38 145H41L40 146L41 148L39 147V149H36L38 147ZM128 145L131 146L132 148L131 147L128 148ZM149 145L150 144H148V146ZM6 146H7V144H6ZM46 146H47V148H46ZM151 146H149V147H151ZM11 147L13 148V146H11ZM163 148H165V147H163ZM155 149H152V150H155ZM183 149H184V147H183ZM6 150H7V147H6ZM6 150L3 149V146L0 149V153L2 154V156L4 158H5V156H8L7 155L8 151H6ZM10 150H11V148H10ZM138 150H140V148H138ZM162 150L164 151V149H162ZM169 150L167 148V151L168 152H171V150L170 151ZM16 151L17 150L14 149V152H12V153L14 155H16V153H15ZM130 151L133 152L132 156H129ZM156 151H155V153H156ZM165 151H166V149H165ZM244 151H245V149H244ZM152 152H154V151H152ZM161 152L162 151L157 152V153H161ZM155 153L151 155L152 158H153V155H157ZM165 153H162V155L160 154L161 157L163 156L162 158L159 155H157V156H159L161 158L160 159L161 161L158 158V160L160 161V164H161L162 161L165 160V158H164V156L166 155ZM147 155H149V154H147ZM145 159H146V157L144 158V160ZM150 159L151 158H149L148 160L150 161ZM154 159H152V160H154ZM166 159L168 161V158H166ZM221 159H222V157H221ZM54 160H56L57 163L55 162V164H53L52 162ZM223 160H224V158H223ZM18 161L20 162V160H18ZM146 161H147V159H146ZM155 161H156V159H155ZM155 161H153V162H155ZM169 161H170V158H169ZM11 162H13V161H11ZM166 163H168V162H166ZM202 163H203V161H202ZM17 164H18V162H17ZM136 164H138L140 166H139V171H137L138 174L134 173V174H136L135 175V179L136 178L139 179L138 180V182L140 183V185H139L140 187L139 188L140 189L144 188V189H142V191H140L138 194H134L135 196H133V193H132V197H129V196H131V192H133L131 190V186L132 185H133V187L134 186H137L134 183V182H136L137 179L133 181L134 184L128 186L125 189L123 187V186H126L124 184V181L125 180H128L129 178L132 179V177H134V174L131 173V170L133 168H135L134 166H136ZM147 164H149V163H146L145 165H147ZM156 165L157 164H154V163H153V165L151 164V166H153V167H155ZM151 166H149L150 169H151ZM136 167H138V166H136ZM156 167H157V169L156 168L155 169L158 170V166H156ZM160 167H162V166H160ZM49 168H51V169L53 168V169L56 170L54 184H52V186L45 183V182H47V181L50 180L48 178V173L51 172L50 170H48ZM149 168H147V169H149ZM188 169H189V167H188ZM136 170H137V168H136ZM223 170H224V168H223ZM225 170H226V168H225ZM142 171H144L143 168H142ZM242 171H244V170H242ZM153 172H155V170ZM153 172L151 171L150 173L151 174H154ZM169 172H171V171H169ZM181 172H183V171H181ZM144 173H142V174L144 175ZM132 174H133V176H131ZM151 174H148V172H147V175L148 176L151 175ZM142 176H141V178H142ZM148 176H146V177H148ZM152 176H151V178H152ZM205 176H206V174H205ZM61 177L64 178V182H65V185L63 184L64 186H62V184H61V182L59 180ZM170 177H171V175H170ZM210 177H211V175H210ZM149 178H150V176L148 177V180H149ZM160 179H162V178H160ZM163 179H164V177H163ZM202 179H204V178H202ZM205 179H206V177H205ZM132 180H130L131 182L129 180L128 181L130 183H132ZM175 180H173V181H175ZM4 181H5V179H3V182ZM145 181H146V179H145ZM150 182L148 181V183H150ZM170 182H169V185L171 186L172 184ZM180 182H181V180H180ZM1 183H2V181H1V178H0V184ZM130 183H128V184H130ZM2 184H5V183H2ZM119 184H121V185H119ZM167 184H168V182H167ZM175 184L173 185V187L175 186V188L172 187L173 188V192H174V189H175V192L174 193H176V190H177V187H176ZM117 185L120 186V189H117L118 188ZM28 186L30 187V189H29ZM147 186H148V184H147ZM134 188H136V187H134ZM116 189H117V191L115 192ZM122 189H123V191H122ZM206 189H207V187H206ZM245 189H247V188H245ZM120 190L122 191V194L124 195V197L119 200V198L117 196H118V191H119V193H121ZM145 191L147 193V190H145ZM56 192H58V193H56ZM136 192H138V191H136ZM168 192L166 191V193H168ZM177 192H178V190H177ZM204 192H205V190H204ZM175 195L176 194H174V196ZM164 196H166V195H164ZM168 197H170V196H168ZM70 198H68L69 199L68 200L65 197V199L63 198L64 199L63 200L64 202L61 201L62 202V207L65 206V205H67L66 208L69 209L67 211H70V209H71V206H70V204H71L70 203ZM31 200H34V203H36L35 205H33L31 207L32 209L30 207H28L29 205H27V204H29L28 202L31 201ZM158 201H156V202L158 203ZM245 201H246V199H245ZM63 203L65 205H63ZM1 204H3V203H1ZM68 206H69V208H68ZM156 207H157V205H156ZM242 209H243V207H242ZM72 211H73V209H71V212ZM46 213H49V215H50L49 216L50 217V221H47L45 219L44 220L42 219V217H43L44 214H45V216L47 215ZM68 213H70V212H67V214ZM70 214H72V213H70ZM62 217L65 218L64 216H62ZM73 217H75V218H73ZM188 217H189V215H188ZM229 217H230V215H229ZM187 218H185V219H187ZM68 219L69 218L67 217V220ZM163 219H165V218H163ZM65 220H64V222H65ZM231 220H230V222H231ZM163 221H167V219L166 220H163ZM46 222H48V224ZM42 223H45V224H42ZM68 226L69 225H67L66 227H68ZM61 227H60V229H61ZM76 228H75V230H77ZM60 229H59V231H60ZM187 231H189V232H187ZM10 232H11V230H10ZM46 232L48 233L47 235H46ZM75 232H77V231H75ZM190 232H192V233H190ZM202 232H204V230ZM54 233H55V236H54ZM67 235H68V231H67ZM69 235H70V232H69ZM69 235H68V238H70V240H71V238L73 237L72 236L73 234L70 235V237H69ZM56 237H58V236H56ZM220 239H221V237H220ZM64 240L66 241V238ZM230 240H231V237H230ZM234 240H235V242L237 240L238 243L235 244ZM55 241L56 242L58 241V242L56 243ZM68 241H69V239H68ZM68 241H67V243H69ZM65 243L66 242L63 241V244H65ZM167 243L170 246V248L167 246L169 249L168 248L166 249ZM67 245L66 246L69 247V244H67ZM70 246H71L70 247V250L73 249V246L72 245H70ZM84 248H83V250H84ZM56 252L58 253V251H56ZM76 252L77 251H75V253ZM67 253H68V250H67L66 254ZM66 254L64 256H67ZM72 254H74V252H72V251H71L70 254L68 253V257L70 255H71L70 257L75 256L78 253H76L75 255H72ZM141 256H143V257L141 258ZM51 257H52V260H50ZM48 258H49V260H48ZM77 258H79V256ZM60 259H61V257H60ZM69 259H71V258H69ZM64 260H65V258H64ZM70 261H72V260H70ZM59 262H60V260H59ZM50 263H52V262H50Z\"/></svg>", "mask_w": 264, "mask_h": 264}]
</instances>
